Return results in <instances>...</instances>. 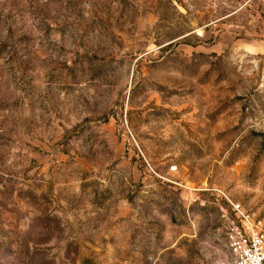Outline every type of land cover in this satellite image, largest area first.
Here are the masks:
<instances>
[{"label":"rangeland","instance_id":"374dc122","mask_svg":"<svg viewBox=\"0 0 264 264\" xmlns=\"http://www.w3.org/2000/svg\"><path fill=\"white\" fill-rule=\"evenodd\" d=\"M227 199L264 232V0H0V264H232Z\"/></svg>","mask_w":264,"mask_h":264},{"label":"built area","instance_id":"2783aa9c","mask_svg":"<svg viewBox=\"0 0 264 264\" xmlns=\"http://www.w3.org/2000/svg\"><path fill=\"white\" fill-rule=\"evenodd\" d=\"M171 170H176L175 166ZM231 212L222 209L225 238L233 255L232 264H264V232L239 203L227 199Z\"/></svg>","mask_w":264,"mask_h":264}]
</instances>
